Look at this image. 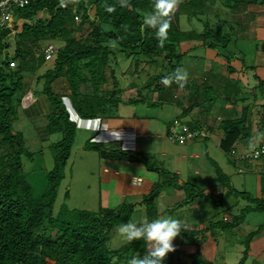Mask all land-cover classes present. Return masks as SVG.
<instances>
[{"label": "trees", "instance_id": "trees-1", "mask_svg": "<svg viewBox=\"0 0 264 264\" xmlns=\"http://www.w3.org/2000/svg\"><path fill=\"white\" fill-rule=\"evenodd\" d=\"M174 2L177 3L180 12L185 13L194 22H199L198 28L193 26L186 30L181 29L168 15L159 16L161 10L157 8L158 0H123V3L122 0H28L24 8L17 10L18 18L22 21L15 25L16 33L13 35L8 29L0 31V53L9 51L10 36L14 40L10 58L3 59L0 63V264H128L131 257L143 256L148 251L147 242L144 240L128 241L117 249L108 247L110 230L114 226L130 222L137 202L123 201L119 210L101 208L98 212H92L62 206L57 213L53 211L58 188L65 177V167L71 155L77 129L76 121L81 118L117 115V106L121 101L117 95L119 83L115 78L114 68L119 59H132L133 73L137 74L141 71L139 69L142 62L149 66L162 67L159 72L148 75L142 89L159 91L158 97L161 96L160 93L168 91L170 94L164 98L171 103L177 101L173 92L181 86L175 81L174 74L178 69L185 72L188 69H184L187 65L183 63L185 58L194 59L199 64L210 56L213 65L217 64L216 59L221 60L217 67L225 65L227 67L225 73L217 71L220 70L219 67L216 69L214 66L213 69L201 73L205 76L202 84L192 80L181 86L192 91L189 95H194L195 102L190 107L199 106L200 89L205 92L210 88L215 90L214 87L219 89L216 93H220L228 104L233 103L230 100L235 101L233 105H237V101L255 98L259 100L260 107L258 133L261 135L264 132V78L256 73L257 67L253 58L250 62L252 65H248L249 61L247 62L244 51L238 47V51L233 48L241 42L240 40L250 39L246 30L250 28L249 22L253 16L251 13L244 15L243 10L245 11L248 4L262 5L264 0H174ZM215 5L226 9L227 13L224 14L218 9L212 11ZM109 8L112 11H109ZM228 15L230 20L225 18ZM152 16L158 21L167 19L169 22L167 39L163 46L156 36L159 25L149 27L145 24ZM86 23L91 27L88 34L92 38L91 41L75 36L76 30ZM53 41H61L62 46L55 49L51 55L44 53L42 44L47 42L45 46H48ZM199 48L204 49V55L191 54L193 50ZM50 56H53L52 67L38 75L35 81H43L42 89L34 91L35 88L32 93L47 96L50 111L46 120V132L49 136L59 133L61 138L51 145L53 166L46 174L43 192L37 195L32 190L23 165L24 156L32 158L25 147L28 145L21 135L22 113L30 106L23 107L22 99L31 91L30 81L28 78L25 79L24 73L27 71L35 73ZM13 61L16 62L15 66L10 67L9 63ZM231 61H236L243 73H247L245 70L248 69L249 74L252 73V82H257L249 94H240L238 83H232L229 79L228 75L235 71V67L229 65ZM107 68L110 70L113 88L102 91L101 85L108 81ZM164 69L167 70L164 72ZM191 73L188 70L187 74ZM165 76L172 78L166 88L159 84ZM57 78L66 80L70 91L68 95L70 108L74 109L76 115L69 112L63 96L53 90L52 82ZM232 91L236 92L233 94ZM217 97L218 95L215 98ZM133 101L146 100L143 97L130 103ZM222 108L224 109V106L220 107ZM186 109L179 114L180 118L186 116ZM232 112L233 117H224L216 125L223 132L218 142L219 148L229 155L230 159L235 157L237 144L251 136L249 105L241 106L239 113L233 110ZM171 126L172 123L168 124V136H171ZM202 127L203 125L196 121L190 124L188 129L202 130ZM34 140L41 141L36 136ZM260 141L252 145L251 151L257 146H264V137ZM85 146L98 150L100 155L105 157L113 151V149L110 152L103 151L101 143L98 142H87ZM116 151L118 156L127 155V151L120 147H117ZM134 154L141 156L142 162L148 161L151 157L144 153ZM249 158L256 161L262 159L264 162V154L259 159H253L250 155ZM214 164L217 186L220 189L215 204L222 205L233 196L247 201L248 205L231 217L224 215L219 220H209L203 227L198 228L199 224L190 228L187 226V229L182 230L175 239L180 242L187 240L183 244L192 247L193 251L187 254L182 250L175 253L171 251L164 258V264H178L174 262L177 253L183 254L189 260L187 264H216L215 261L204 258L201 252L209 239L213 238L217 242L221 232L237 228L247 213L264 211V172L260 173V194L252 196L232 188L228 184L229 176L227 177L221 168ZM146 171L156 175V179L152 189L143 195L142 202L146 203L143 223L160 218L161 214L169 215L174 209L189 204L187 199L192 198L187 192L192 186L190 182L180 180L175 172L168 171L157 163L152 165L148 163ZM223 188H226L225 191H221ZM153 189H158L159 192L149 199ZM161 190H166L170 194L181 190L184 193V200L181 199L182 201L177 202L172 208L165 207L163 211H159L152 201ZM205 190V188L201 190L197 196H208ZM263 230L264 224H260L247 233L246 238L241 241L244 245L242 256L235 264H245L250 242L261 235ZM253 264L259 263L254 261Z\"/></svg>", "mask_w": 264, "mask_h": 264}, {"label": "rangeland", "instance_id": "rangeland-1", "mask_svg": "<svg viewBox=\"0 0 264 264\" xmlns=\"http://www.w3.org/2000/svg\"><path fill=\"white\" fill-rule=\"evenodd\" d=\"M215 6L211 9L212 11L215 12L218 9V11L220 10V12H224V14L227 13V10L221 6ZM177 7V3L174 2L172 8L168 12V17L172 22L185 30L193 26H198V21H195V23L194 20L189 19L185 13L180 12ZM248 13H251L253 16L252 21L249 22L250 28L246 30L247 36L250 39L240 40L241 42L237 43V46L233 48L237 50L238 47L244 51L247 56V62L249 61L247 63L248 65H252L250 62L253 58V62L257 67L256 73L259 77L261 76L264 78V4H248L245 11L243 10V14L246 15ZM212 17L211 15L210 18ZM225 18L230 20L229 15ZM90 30L91 27L86 23L76 30L75 36L82 40L88 38V40L91 41L90 39L92 38L88 35ZM9 43V51L0 53V63L3 59H9L10 53L13 51L14 40L11 36ZM46 43L47 42H44V45L42 44L44 53ZM52 44L55 49L62 46L61 41H53ZM198 44H200V42ZM204 52L203 48H199L193 50L191 54L201 56L204 55ZM50 54H53V52ZM215 61L217 64L218 62L221 63V60L216 59ZM52 63L53 56H50V59L44 62L35 73L32 74V72L29 71L24 73L25 79L28 78L30 81L31 92H33L35 88L36 90L34 91H41L43 81L35 82L36 77L46 69L51 68ZM183 63L187 64L184 66V69L188 68L187 72L188 70L192 72L191 75H188L187 81L190 82L195 80L198 84H202L205 78L201 73L213 69L214 66L215 68L217 67V64L213 65L211 62L210 56H207V58L199 64L196 60L190 59L189 57L185 58ZM140 65L139 70L141 71H138V74L133 73L134 66L132 59H119L117 66L114 68V75L119 83L117 95L121 101L117 106L116 116L89 119L81 118L76 121V135L72 145L71 155L65 167V177L61 181L53 205L54 213H57L62 206H66L68 209H83L92 212H98L101 208L119 210L123 201L127 203L132 201L137 202V204L135 205V211L131 216L130 222L140 225L145 220L146 203L142 202L143 195L139 194L142 195V197L140 196L138 199H135V196L128 195L132 194L134 191L137 192V190L141 191L145 185L150 190L152 189L153 182L150 183V179L153 177L156 179V175L154 176L153 173L146 171L148 163L150 165L157 163L158 165H162L163 168H168L167 164H170L171 167L172 164L176 163V165H181L180 167L182 168V175L180 178L190 182L192 185L191 189L187 190V192L192 195V198L187 199L189 204H186V207L181 206L174 209L173 213H169V215L161 214L160 218H177L187 224L189 228L196 226L195 224H199L197 227L200 228L207 225L209 220L216 221L223 218L224 215L231 217V215L237 214L242 207L248 205L247 201L241 198L236 199L231 196L228 201L224 202L222 205L215 204V199L218 198L216 195L220 192L218 186L217 188L207 189L205 193L209 194L208 196L197 195L201 193L200 191L204 190L205 187L208 188L218 184L214 164L216 163L227 177L229 176V183H227L230 184L232 188L241 192H247L252 196H259L260 173L264 172V162L262 159L256 161L249 158L252 145L261 142V138L264 137V132H262L261 135L258 133V122L260 119L259 100L249 97L242 100L243 102L237 101V105H233L235 101L232 100L230 101L233 103L228 104L222 99L220 93H216L219 89L217 90V88L214 87L215 90L210 88L205 92H202V89H200L198 94L201 99L198 101L199 106L192 108L190 105L195 102L194 95H189L192 91L179 86V88L173 92L175 100L177 101L171 103L164 98L170 94L168 91L160 93L161 96L158 97L159 91H146V89H142L148 75L159 72L162 67L149 66L143 64V62ZM229 65L234 66L236 71L228 75L231 82L235 84L238 83L240 94H249L252 87L257 84L256 81L252 82L251 80L252 73L250 75L248 69L245 70L247 73L241 72L240 65H238L236 61H231ZM218 67L220 70L217 71H221L222 73H225V70H227L225 65L224 67L218 65ZM218 67L216 69H218ZM166 70L164 69V72ZM109 71V68H107L106 75L108 81L101 85L100 88L102 91L113 88ZM164 79H169L171 82L172 78L165 76L159 82L161 86L166 88L167 85L163 83ZM60 83L61 84L58 83L59 87L57 84H54L55 91L57 90L56 92L63 96V101L66 106H68L69 112L76 115L74 109L70 108L68 98L70 93L68 91L67 82L64 79ZM235 92L236 91H234L233 94ZM36 95L40 96L41 94L37 93ZM217 95L218 97L215 98ZM32 96L30 95V97L34 99L33 102H35V96ZM143 97L146 101H133L130 103L132 100ZM30 100H27V102ZM246 104L249 105L250 109L249 123H251V136L237 144L235 157H231L230 159L229 155H226L219 148L218 138L222 137L223 132L219 130L216 125L218 121L224 117H233L234 112H232V110L238 111L239 113L241 106ZM223 106L224 109H220V107ZM184 108H187L186 116L180 118L179 114H181ZM201 114L203 116H200ZM126 116H128V118L125 119L128 121L124 123L123 117ZM97 118L99 119L97 120ZM108 120H110V124H108ZM196 121L203 125L201 131L204 137L197 136L194 137L195 139L189 138L185 140V142L181 141L179 143V141H177L174 143L170 136L164 135L167 124L172 123L173 126H175L176 132L182 133L183 129L181 125L183 126L185 124V126L189 127L190 124H194ZM123 124H128L129 127L133 126L134 130L121 126L119 134L110 132V130L107 129L109 126L115 127V125L118 126ZM88 125L94 126L96 129L92 130ZM22 128L23 133L21 135L28 145V147L26 145L25 147L32 156V158L23 157L24 171L31 183L33 192L39 195L45 188L46 174L53 166V150L51 145L61 138V134H52L49 140L35 141L36 133L33 127L24 124ZM143 131H146L145 140L143 139ZM156 131H163V135L159 140L156 138ZM152 134L153 137L151 136ZM138 135H140V141L144 140L147 142L146 144L143 143V146L138 142ZM207 136L210 137L207 138ZM214 140H217V142ZM87 142L101 143L100 147L102 150L110 152V150L113 149L112 154H107L106 157L101 156L98 150L86 148L85 145ZM127 143H129V145H127ZM178 146L185 147L187 149L186 153L188 154L190 152H199V157L189 158L188 156L187 159L179 158V156L174 157L176 153L180 151ZM117 147L126 150L127 155L118 156L116 151ZM161 151H165V157L161 155ZM134 153H144L151 157L148 161L142 162L140 158H137L141 156H137ZM130 154H134L137 157H133ZM195 169H197V173H195ZM168 171L173 172V170ZM138 177L143 180L144 186L142 188L138 186L141 184V181L139 183V180H137ZM122 180L125 183L122 182ZM225 189L226 188H223L221 191H225ZM160 193L161 194L152 201V204H154L159 211H163L165 207L172 208L177 202H181V199L184 200V193H180V195L176 197L174 194L164 193V190H161ZM132 198L134 200H132ZM260 224H264V211L247 213L237 228L221 232L217 242L213 238H210L209 242L201 249L203 257L215 261L216 264L237 263L242 256L244 248L241 241L246 238L248 232L254 230ZM119 227L120 225L114 226L110 230L108 241V247L110 249H117L128 242L119 232ZM263 232L262 234H264ZM261 235L252 239L250 242V251L245 264H253L254 261L259 264H264V236L260 237ZM186 241L180 242L175 239L173 241V252L175 253L177 250H182L184 254H187V252L193 251L192 247H187V245L183 244ZM146 246L148 250L151 245L147 242ZM177 254H175L177 257L174 258V262L176 261L178 264H187L189 262L183 254Z\"/></svg>", "mask_w": 264, "mask_h": 264}, {"label": "clouds", "instance_id": "clouds-1", "mask_svg": "<svg viewBox=\"0 0 264 264\" xmlns=\"http://www.w3.org/2000/svg\"><path fill=\"white\" fill-rule=\"evenodd\" d=\"M173 2L174 0H158L157 8L161 10L158 15L166 17L173 6ZM108 10L112 11L111 8ZM145 24L149 27H154L157 24L159 25L156 31V36L160 45L163 46L164 41L167 39V30L169 28L168 20L160 19L158 21L155 16H152L145 21ZM187 78V72L179 69L174 74L175 81L180 83L181 86L187 82ZM163 83L168 85L170 80L164 79ZM28 93L33 94L31 91ZM186 229L187 224L180 219L172 217L157 218L151 222L142 223L140 225L132 222L121 224L119 232L127 241L144 240L151 245L146 254L143 256L131 257L128 260V264H164V258L166 255L169 252L174 251L173 240L180 235L182 230Z\"/></svg>", "mask_w": 264, "mask_h": 264}, {"label": "crops", "instance_id": "crops-1", "mask_svg": "<svg viewBox=\"0 0 264 264\" xmlns=\"http://www.w3.org/2000/svg\"><path fill=\"white\" fill-rule=\"evenodd\" d=\"M62 80H64V78H57L55 79L53 82H52V88L53 90L55 91V86L54 84H61L60 82H62ZM59 87V85H58ZM57 91V90H56ZM55 91V92H56ZM69 91V90H68ZM70 92V91H69ZM34 95V94H33ZM35 96V102L31 103L29 108L27 109H24L25 111H23V116H22V127L24 124H28L30 125L31 127H33L34 131H35V136L37 137V139L41 140V141H45V140H49V135L47 134L46 132V124H47V115L50 111V104H49V101L47 99V96L44 95V94H41L40 96ZM37 99V100H36ZM124 118V123L127 122L128 120L125 119V118H128V116L126 117H123ZM138 118V117H137ZM99 118H97L98 120ZM100 121V120H99ZM138 121V120H137ZM136 121V122H137ZM108 124H110V120H108ZM173 125V124H172ZM185 125V124H184ZM121 126H124L126 127L127 129H131V130H134V127L133 126H130L128 124H123V125H115V127H108L107 129L110 130V132H113V133H119L120 134V131H121ZM87 127V126H86ZM89 128H91L92 130L96 129V127L94 126H89ZM167 127H168V124L166 125V130H165V133L164 135L166 134L167 135ZM143 139L145 140V136H146V131H143ZM156 138L159 140L160 137H162L163 135V131H156ZM153 137V134L151 135ZM139 137L140 135H138V140H139ZM171 137V136H170ZM210 136H207V138H209ZM172 139V138H171ZM192 139H195V138H192ZM144 140H139L138 142L140 143L141 146H143V143L146 144L147 142L144 141ZM218 140H220V138H218ZM217 142V140H214ZM156 142V141H155ZM172 142H177V141H174L172 139ZM185 142V141H184ZM219 142V141H218ZM130 143V142H129ZM129 143H127V145H129ZM180 143V142H179ZM126 146V145H125ZM178 148L180 149L179 153H176V155L174 157H178L179 158H182V159H187L188 156L189 158H198L199 157V152H190L189 154L186 153V148L185 147H180L178 146ZM161 155L163 157H165V151H161ZM162 163V161H161ZM168 165V168L166 167L165 169L167 170H173V172H175L179 178L180 176L182 175V168L180 167L181 165H176V163L172 164V166L170 167V164H167ZM170 168V169H169ZM195 173H197V169H195ZM118 175V174H116ZM199 175V174H198ZM128 176V175H127ZM141 177V176H140ZM137 178V177H136ZM139 178V177H138ZM142 178V177H141ZM150 183L154 182L155 179L154 177L150 179ZM180 180H183V178H180ZM122 182H124L122 180ZM125 183V182H124ZM148 185V184H147ZM150 185V184H149ZM137 186V185H136ZM140 186L141 188L144 186L143 185V180L141 181V184L138 185ZM152 186V185H150ZM211 188H217V185L213 186V187H205V189H211ZM205 190V191H206ZM150 191V189L145 185V187H143V189L141 191H134L132 194L128 195V196H135L136 198L135 199H138L140 198V196L142 197V195L144 194H147L148 192ZM179 192V194H178ZM164 193H167L166 190H164ZM180 193H183L181 190H176V192H173L174 196L176 197L177 195L179 196ZM258 193H259V188H258ZM139 194H142V195H139ZM161 193H159L160 195ZM132 200H134L132 198ZM201 224V223H200ZM264 233V232H263ZM264 234H262L260 237H263Z\"/></svg>", "mask_w": 264, "mask_h": 264}, {"label": "built area", "instance_id": "built-area-1", "mask_svg": "<svg viewBox=\"0 0 264 264\" xmlns=\"http://www.w3.org/2000/svg\"><path fill=\"white\" fill-rule=\"evenodd\" d=\"M28 3V0H0V31L2 30H10L11 33L14 35L16 33L15 25L20 24L22 19L18 18L17 10L19 8H24ZM55 50L54 46L52 44H49L46 49L45 53L50 54ZM15 61L10 62L9 66L14 67L15 66ZM32 94L28 93L26 94L23 99H22V106L27 107L31 103H33L34 99L30 97ZM33 97V96H32ZM33 99V100H30ZM27 100H30L27 102ZM183 132L178 133L176 132L175 126L170 127V132H171V138L175 141H185L189 138H194L197 136H202L203 132L201 130H194L191 131L188 129L187 126L181 125ZM264 154V146H257L252 149L250 156L253 159H259L261 155ZM139 183L141 181L140 178H138Z\"/></svg>", "mask_w": 264, "mask_h": 264}, {"label": "water", "instance_id": "water-1", "mask_svg": "<svg viewBox=\"0 0 264 264\" xmlns=\"http://www.w3.org/2000/svg\"><path fill=\"white\" fill-rule=\"evenodd\" d=\"M131 156H133V157H137V156H135L134 154H130ZM137 158H140V160L142 159V157H137ZM159 192V190L158 189H155L153 192H152V194L149 196V199H152L157 193Z\"/></svg>", "mask_w": 264, "mask_h": 264}]
</instances>
